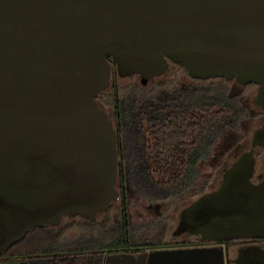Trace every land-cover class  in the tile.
Returning <instances> with one entry per match:
<instances>
[{"label":"water","instance_id":"water-1","mask_svg":"<svg viewBox=\"0 0 264 264\" xmlns=\"http://www.w3.org/2000/svg\"><path fill=\"white\" fill-rule=\"evenodd\" d=\"M170 62L256 85L264 115V0H0V254L63 216L94 221L118 197L116 134L96 98L112 72L146 84ZM250 145L173 232L217 246L106 264H226V241L264 237V178L251 180L264 120ZM235 264H264V248L238 249Z\"/></svg>","mask_w":264,"mask_h":264},{"label":"flooded vegetation","instance_id":"flooded-vegetation-1","mask_svg":"<svg viewBox=\"0 0 264 264\" xmlns=\"http://www.w3.org/2000/svg\"><path fill=\"white\" fill-rule=\"evenodd\" d=\"M169 73L170 76L167 80L154 83L150 90L151 93L134 95L136 102L148 101L149 105L154 107L150 111L130 109L129 99L131 96L126 93L119 96L118 77L113 72L110 86L96 98L99 108L106 113L107 119L112 124L116 134L117 175L115 188L118 192V197L111 201L104 211L98 212L95 220L90 222L94 223L103 213L107 212L124 235L118 245L103 250V264H106L108 257L115 255L129 254L135 258L144 255L147 259L152 252L156 251L217 246L215 242L203 240L200 236L187 233L174 236L173 232L178 224L181 211L188 208L202 195L217 190L222 183L224 171L242 154L238 156L237 153H234L233 160L230 158L223 162L221 165L224 167L216 176L218 178L221 173L218 185L211 191H202L203 188L198 183L201 176L199 167L206 163H212L211 161L220 160L221 157L218 154L217 156L214 155L218 148L216 146L220 145V139L224 138L227 132L235 131L227 129L223 134L217 136L206 156L202 130L200 129L197 134H194L185 125L189 121L188 113L172 109L163 110L159 109V107L179 106L185 99L195 97L190 91L202 89L204 82L213 79L201 80L192 78L182 66L172 62L169 63V68L166 72L151 79L155 80L165 74L169 75ZM142 85L145 86L146 84ZM240 85L245 88L250 87ZM111 90L114 92L113 100L107 97ZM250 148L251 145L249 148H245V151ZM257 148L263 147L254 148L253 155ZM155 164L193 165L196 168V172L189 187L174 194H167L165 190L160 188L158 183L148 182V178L140 172V169L136 171L133 168ZM149 177L153 179L152 176ZM263 178L264 176L261 173L255 175L254 168L252 182L257 183ZM189 193L193 195V199L186 202L184 207L178 212L175 228L171 232L172 238L167 239L168 222L171 220V213L175 209V204L173 205L172 202L184 198ZM132 209H136L137 216L135 221H133ZM65 217L84 219L69 215L63 216L62 219ZM250 245H258L264 248V237L257 239L239 238L226 241V245H223L228 259L226 264H235L238 249ZM234 249L236 253L230 254V251ZM155 258L163 260L168 257L157 255ZM6 259V257L0 256V264H3L2 262ZM155 264L169 263L167 261H159L158 263L155 262Z\"/></svg>","mask_w":264,"mask_h":264},{"label":"trees","instance_id":"trees-1","mask_svg":"<svg viewBox=\"0 0 264 264\" xmlns=\"http://www.w3.org/2000/svg\"><path fill=\"white\" fill-rule=\"evenodd\" d=\"M136 76L138 75L128 77ZM230 82L222 77L214 78L204 82L202 89L190 91L195 97L185 99L179 106L159 107L163 110L172 109L188 113L189 121L185 125L194 134L202 130L206 156L217 136L227 129L239 131L240 121L245 115L239 99L229 94ZM247 86L256 87L254 84ZM122 91L131 96L130 109H154L148 101L135 100L134 95L151 93L142 84L131 85ZM109 93L107 97L113 100L114 92L111 90ZM133 168L136 171L140 169L148 178V182L158 183L167 194H174L189 187L196 172L193 165L155 164ZM72 229L77 230L74 239L66 234ZM123 237L122 230L114 223L109 213L105 212L94 223L79 219L78 222H69L57 227L36 228L26 233L19 242L0 256L7 258L3 264H103V250L118 245Z\"/></svg>","mask_w":264,"mask_h":264},{"label":"rangeland","instance_id":"rangeland-1","mask_svg":"<svg viewBox=\"0 0 264 264\" xmlns=\"http://www.w3.org/2000/svg\"><path fill=\"white\" fill-rule=\"evenodd\" d=\"M172 70V69H171ZM171 72V71H170ZM170 76L168 74H165L158 79H149L144 86L146 89L151 90V87L154 85V83H160L165 80H167ZM137 85L140 83L139 76L136 77H118L117 79V85L120 88L119 96L124 93L122 89H127L131 85ZM257 87H243L240 84H238L235 81H231L229 83V94L231 96L237 97L240 101V103L243 105L245 110V115L243 119L240 121L239 124V131L238 132H227L226 136L222 139H220L218 146H216V152L215 156H220L221 159L217 161H211L212 163H206L203 166L199 167V171L201 172L200 179L198 181L199 186H202L203 192H208L213 190L219 183L220 175L218 178L216 176L219 174V171L224 167L223 162H225L227 159L232 158L233 160V154L237 153V155H241L246 149L250 147L251 138L253 131L257 129L263 122V114L261 109L254 104V97L256 95ZM108 93V92H105ZM254 157L256 160L255 163V175L257 174H263L264 176V148H257L254 152ZM193 195L188 194L187 196H184V198L179 199L177 201H173L172 204L175 206L173 212L171 213L170 219L168 224L169 228L167 229V239L172 238L171 232L175 228L176 218L177 214L184 207L185 203L192 200ZM133 214V221H135L136 218V209H132ZM78 218H72V217H65L62 219L61 224H67L69 222H78ZM67 236L70 238H75L77 234L76 229H72L66 232ZM180 239V238H179ZM236 250H231L230 254H235Z\"/></svg>","mask_w":264,"mask_h":264}]
</instances>
